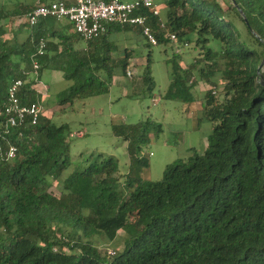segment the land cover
<instances>
[{
    "label": "trees",
    "instance_id": "obj_1",
    "mask_svg": "<svg viewBox=\"0 0 264 264\" xmlns=\"http://www.w3.org/2000/svg\"><path fill=\"white\" fill-rule=\"evenodd\" d=\"M236 1L155 0L160 15L140 11L157 45L173 44L171 33L178 46L195 35L202 50L193 62L176 51L167 58L171 82L164 97L188 105L201 100L200 119L212 125L205 150L167 164L159 180L134 172L149 167L142 152L163 133V123L147 117L113 125L132 166L123 177L112 155L75 163L70 124L55 123L51 111L108 93L117 76L128 77L134 51L111 35L143 34L142 28L110 24L78 47L75 30L64 33L42 20L23 43L13 42L6 19L22 13L0 6V264H264V52L243 39L231 17L264 48V0ZM40 38L47 40L40 81L54 69L70 84L46 97L39 81L26 82L19 95L24 104H42L39 121L7 126L8 88L26 79ZM211 39L222 42L220 50L209 46ZM150 55L139 76L144 93L157 86ZM201 82L207 85L202 96ZM11 144L17 154L6 160L1 152ZM121 235L123 249L111 258L93 242Z\"/></svg>",
    "mask_w": 264,
    "mask_h": 264
},
{
    "label": "rangeland",
    "instance_id": "obj_2",
    "mask_svg": "<svg viewBox=\"0 0 264 264\" xmlns=\"http://www.w3.org/2000/svg\"><path fill=\"white\" fill-rule=\"evenodd\" d=\"M161 13L163 12L161 11ZM231 17L241 30L243 39L264 52V48L258 46L249 35L244 23L236 15L232 14ZM9 35L11 36V34ZM190 39V45L180 52L185 63L193 62L196 57L200 56L199 51L202 50L200 46V48L195 47V35H191ZM118 43L120 42L118 41ZM126 45L134 51V58L130 60L128 67L132 70V76H117L108 93L86 100H77L67 111L54 110L52 116L57 124L67 122L70 124L71 130L85 132L84 136L71 139L70 154L75 163L81 162L86 165L89 157L95 159L99 153L105 157L112 155L118 159L123 177L132 166L130 167L127 143L114 134L113 125L136 123L147 117H152L163 123V133L153 136L150 143L144 146L142 152V156H145L149 162V167L134 172L135 175L146 179L159 180L163 177L167 164L179 157H184V150L195 147L198 151H202L204 147L201 143L202 138L208 137L210 125L208 122L197 124L195 119H187L184 107L190 105L164 97L171 82L167 58L173 55L176 43L168 47L151 45L145 35L134 33V38L129 39ZM209 46L220 50L222 42L211 39ZM117 53L120 54L119 51L114 52L115 55ZM149 54H151L152 74L157 86L152 93H144L139 76L148 62ZM197 88L201 94H205L207 85L201 82ZM55 90L56 87H53L51 93H54ZM196 117H200V111ZM91 154L93 155L91 156ZM124 237L125 235H121L118 240L110 241L105 237L95 236L93 242L99 248L101 255H108V258H111L108 250H122Z\"/></svg>",
    "mask_w": 264,
    "mask_h": 264
},
{
    "label": "built area",
    "instance_id": "obj_3",
    "mask_svg": "<svg viewBox=\"0 0 264 264\" xmlns=\"http://www.w3.org/2000/svg\"><path fill=\"white\" fill-rule=\"evenodd\" d=\"M148 9L154 15H160V9L155 0H53L43 2L37 0L36 5L26 14V23L30 27L37 26L45 18L57 20H68L73 24L74 30L85 42L99 38L108 29L110 24L131 25L141 27L143 35L150 43H158L151 27L147 23V15L142 14L141 9ZM172 42L177 41V35L170 34ZM184 46H176V52H182ZM47 40L40 38L37 50L33 58V67L26 70V79H17L8 88V94L4 105L7 126L20 127L27 121L36 124L43 111L40 103L24 104L19 95L20 89L26 82L40 81L41 63L39 58L46 54ZM127 73L132 76V70L128 68ZM45 89L48 86L43 85ZM84 131H72L71 137H82ZM17 147L13 144L1 152V157L12 160L16 157ZM152 154V153H151ZM110 256L116 254L113 249L108 250Z\"/></svg>",
    "mask_w": 264,
    "mask_h": 264
},
{
    "label": "crops",
    "instance_id": "obj_4",
    "mask_svg": "<svg viewBox=\"0 0 264 264\" xmlns=\"http://www.w3.org/2000/svg\"><path fill=\"white\" fill-rule=\"evenodd\" d=\"M43 2H49V1H53V0H42ZM37 0H0V6L2 7H6L8 9H12V10H18V12L22 13V17H15L12 19H6V22H10V33L11 36L8 34V39L12 40L13 42L15 40H18V42L23 43L31 34L32 30L31 27L28 26V24L26 23V14L36 5ZM45 22V26H48L49 28L52 27L53 25H55L56 29H61L62 32L64 33H74V28L73 26L67 21V20H57L56 22H53V20L51 18H45L43 19ZM134 38V33L132 31H127V32H118V33H113L111 35V39L114 41H119L120 43H118L119 45L123 46L124 44H128V40L129 39H133ZM122 42V43H121ZM78 47H85L86 43L83 40H80L77 43ZM48 80V81H47ZM70 84L69 81L65 80L63 77V74L57 70L54 69H46L45 71H43V75H42V84L40 83V90L44 93H46V97L50 96V95H55L58 92H60L61 90L65 89L68 85ZM43 85L48 86V89H45V87ZM53 87H56V90L54 93H51V89ZM202 96V94H201ZM160 101H161V97H160ZM157 105V104H156ZM63 107L61 106H54L51 108V111L54 112V110L59 109L61 110ZM70 107H66V111L67 109H69ZM184 111L187 113V119H195L196 123L199 124L203 121H201V116H202V112H203V107H202V103L201 100H198L197 102L191 104L190 106H185L184 107ZM200 111V117H196V115L198 114V112ZM196 117V118H195ZM197 119H199V121H197ZM64 123V122H63ZM210 125L209 127V132L208 134H210L211 129H212V125L210 123H208ZM73 131V130H72ZM207 140V138H202V145L204 146L202 151L205 150L207 143H205V141ZM197 149L195 147H190L186 150H184V155H189L192 154L193 151H196ZM201 152V151H199Z\"/></svg>",
    "mask_w": 264,
    "mask_h": 264
},
{
    "label": "water",
    "instance_id": "obj_5",
    "mask_svg": "<svg viewBox=\"0 0 264 264\" xmlns=\"http://www.w3.org/2000/svg\"><path fill=\"white\" fill-rule=\"evenodd\" d=\"M232 2H233V4H234L235 6L238 5L236 0H232ZM240 12H241V14L244 16V12H243L242 10H240ZM244 17H245V16H244ZM246 22H247V24H249L247 19H246ZM263 66H264V59H263L261 65H260L259 69L261 70V69L263 68ZM263 83H264V80H263Z\"/></svg>",
    "mask_w": 264,
    "mask_h": 264
}]
</instances>
